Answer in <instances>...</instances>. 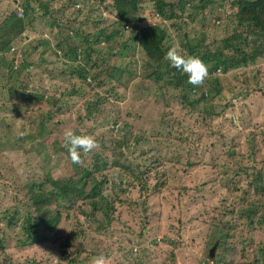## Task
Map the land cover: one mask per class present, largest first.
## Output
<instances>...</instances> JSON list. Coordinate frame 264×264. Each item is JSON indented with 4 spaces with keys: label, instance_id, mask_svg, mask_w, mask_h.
<instances>
[{
    "label": "rangeland",
    "instance_id": "1",
    "mask_svg": "<svg viewBox=\"0 0 264 264\" xmlns=\"http://www.w3.org/2000/svg\"><path fill=\"white\" fill-rule=\"evenodd\" d=\"M22 2L0 0V22L17 8H23ZM103 3L106 7L110 2ZM219 4L221 8L210 5L189 17L184 12L177 20L161 21L162 27L168 29L169 50H180L185 42H198L211 52L220 48L221 39L231 34L234 27L231 15L235 9L231 0ZM138 8L136 16L142 19L138 23L153 25L157 21L155 15L148 13L152 8L148 0H140ZM27 16L39 15L28 11ZM72 16L80 20L75 14ZM104 17L110 18L107 14ZM112 19L80 29L91 33ZM73 21L67 24L75 29ZM170 23L185 25L178 32L168 27ZM43 24L42 18L34 19L29 26L34 30L26 28L25 39H36ZM133 32L132 28L120 36L126 39ZM21 41L17 39L11 45L14 50L0 55V59L4 55L16 66L23 59L31 64L28 71L34 74L29 77L33 83L27 82V86L34 85L37 91L48 93L47 99L51 101L59 99L58 105L67 110L54 115V128L43 126V131L36 135L30 130L35 116L31 106L20 102L13 91L10 98L7 96V87L11 85L7 79L14 72L5 73L0 65V264H67L61 246L65 240L71 242L66 258L80 251L79 264H91L93 257L101 255L109 264H228V249L232 246L233 264H264V220L260 219L257 201L264 200L255 196L248 185V179L264 164V56L236 70L215 71L220 93L204 104L214 113L206 118L198 113L200 103L191 112L181 105L179 91L165 85L161 88L162 83L155 85L145 78L151 68L142 66L145 57L140 49L135 45L121 49L118 37L94 47L99 51L100 64L108 69H126L118 83L104 74L101 87H95L92 81L77 87L78 80L63 73L68 66L78 63L67 66L49 52L50 48L38 46L33 50L31 42ZM249 51V46L244 47L245 53ZM224 55L230 54L225 51ZM90 57L96 58L94 54ZM72 86L84 93L82 98H58ZM98 96L101 102L96 112L85 118L83 104ZM188 100L192 98L189 96ZM113 121L117 124L112 125ZM123 127L125 133L120 130ZM29 131L33 135L31 140L25 138ZM67 131L89 135L97 141L99 147L87 153L88 157L97 152L107 162L116 161L127 168L105 171L102 179L106 183L100 188L101 195L95 198L93 210L86 198H76L70 208L60 204L55 208L60 215L55 231L38 228V236L46 239L23 246L22 221L30 215L35 223L37 215L25 198V193L36 192L37 188L25 187L42 184L44 174L53 179L69 178V184L78 186V174L65 155ZM124 135L127 148L112 151L111 139ZM232 151L231 159L228 155ZM88 157L83 164L89 168L92 161ZM236 161L246 167L247 176H237ZM92 186V182H87L84 193ZM253 205L258 209L247 217ZM53 208L51 205L50 210ZM10 218L12 225L7 224ZM213 246V256L207 259Z\"/></svg>",
    "mask_w": 264,
    "mask_h": 264
},
{
    "label": "trees",
    "instance_id": "2",
    "mask_svg": "<svg viewBox=\"0 0 264 264\" xmlns=\"http://www.w3.org/2000/svg\"><path fill=\"white\" fill-rule=\"evenodd\" d=\"M104 1L23 0V8H21L22 18H16L15 13H10L0 22V55L7 54L9 50L13 51L14 47L11 45L16 43L15 41L17 39H21V42L25 44L31 42L33 50H36L38 46L42 48L48 47L50 48L48 49L49 52L59 61L67 64V66L78 63L73 67L68 66L63 73V75L69 74L71 77L77 79L79 83L77 87L86 85L91 81L92 83H96L95 87H101L104 83V74H106L107 78H114L118 83L120 82L121 74L125 73L126 69H118L115 67L108 69L107 66L100 64L98 60L99 51L95 50L94 47L97 48L100 44L111 42L113 38L118 37L120 39L118 46L121 49H128L133 47V45L140 49V52L145 57L144 65L142 64V66L151 68V71L145 75V78L151 79L155 85H157L156 82L162 83L161 88L165 85V87L173 91H179L181 105L191 112L194 110L193 106L200 103L202 108L198 113L205 115L206 118L211 117L214 113L213 109L204 107V104L213 100L220 93L218 80L214 76L215 71L225 73L236 70L242 66L253 64L255 58L264 56V0H231V6L235 9V12L231 15V22L234 24V27L232 28L231 34L221 39L220 48L217 47L211 52L205 46L199 45L198 42L195 45L185 42L179 46V52H183L184 55L196 56L208 66L210 75L203 83V88L201 89L200 86L195 87L189 84L187 82V74L173 68L170 62L165 59V54L170 47L167 42L169 36L167 34L168 29L162 27L161 23L163 22L161 21L177 20L185 13H188L187 16L189 17L191 13L197 14L198 12H203L210 5L221 8L219 2H223V0H148L152 7L148 13L155 15V18H157V21L153 25H141V23H138L139 20L142 22V19L136 16L139 10L138 4L140 0H107L110 2L107 5L108 7H103ZM76 5L77 8H75ZM28 11L29 13L36 12L39 16L36 18H28ZM102 12L105 15L107 14V17H112L114 21H111L109 24H103L101 27H96L91 33H84L80 29L90 24L97 26L101 22L104 23L102 20L110 19L101 16ZM72 14L80 17V20L74 19ZM41 18L44 24L36 35V39L26 40L23 36L26 28H31L29 26L34 19ZM44 18L47 19L46 22ZM67 18L70 21L75 20L73 21L76 24L75 29L70 28L67 24L70 22ZM184 25L170 23L168 27L173 31L180 32ZM132 28L134 29L133 34L129 35L126 39H122L120 36L121 33ZM29 30H34V28ZM127 44H130V46H127ZM248 46L250 51L245 53L244 47ZM225 51L230 55H224ZM91 54H94L96 58L91 59ZM40 62H44V60L40 58ZM15 64L12 59L5 60L4 55L0 59V65L3 67L5 73L14 72L12 78L7 79L5 77V80L7 79L11 84L7 87V96L10 98L12 95L11 92L13 91L20 99V102H27L31 106L30 110H33L31 113H34L35 116L30 121V125L32 126L30 130L36 132V135H39L43 131V126H53L54 128L56 126L53 125L54 115L60 114L67 109L65 106L58 105L59 99L51 101L49 100L50 98L47 99L48 93L37 91L34 85L27 86V82L33 83L29 77L34 74L28 71L32 66L31 64L24 63V59L17 66ZM52 65L54 66L55 63ZM12 68L15 70L13 71ZM21 73L23 74L21 75ZM24 77L25 79L20 81V78ZM77 87L72 86L71 89L67 90L66 94H59L58 98L67 96L77 97L78 99L82 98L84 93L81 90H77ZM157 88L161 90L160 87ZM204 88H206L205 91H203ZM189 96L192 100H188ZM100 102V96H98L92 102H85L83 104L85 118L93 116ZM15 112L18 114L17 108H15ZM36 118H39L37 122L34 121ZM76 120L78 121L79 117H76ZM116 124L115 121L112 122V125ZM120 130L125 133V127ZM25 138L31 140L33 138L32 132L29 131L25 135ZM111 142L114 143L113 148L109 147L112 151L115 148L119 150L127 148L128 145L125 135L123 138H112ZM133 143L138 145V140L133 138ZM81 151L80 157L82 163L80 164H74L70 159L69 153L65 152L67 159L71 162L72 168L78 174L75 181L78 186L69 184V178L53 179L49 175L44 174L41 179L42 184H31L25 187V190L37 188L36 192H31V194L25 193V198L32 203V208L36 211L35 213L37 215L35 223L30 215H26L22 221V230L25 235V241L22 243L23 246L25 244L32 245L38 242L41 243L46 239V236H38V228L49 233L55 231L60 218L58 209L55 208L60 207V204H65L68 206L66 208H70L76 198H86L91 204V210H93L96 206L95 198L101 195L100 188L106 183V180L102 179L104 178L103 174L105 171L109 168H127V166L117 164L116 161L107 162L97 152H94L88 157V154L83 155ZM233 155L234 152L232 151L228 156L232 159ZM85 156L92 161L89 168L88 165L83 164ZM236 164H238L237 176H247L246 167L242 166L239 161H236ZM98 178L100 180L96 181ZM245 179L247 180L248 178ZM87 182H92L93 186L85 194L83 188ZM44 184H47V187ZM248 185H251L255 196L259 195V198L264 200V164L261 165L260 170L254 173L251 179H248ZM257 201L260 203V219L263 221L264 201L263 203L260 200ZM51 205L54 206L53 211L50 210ZM36 207L42 208V211L40 212ZM257 209L258 207L253 205L252 211L250 213L248 212L246 216L251 217V214ZM11 220L12 218L7 221V224L12 225L13 222ZM258 225H261L260 222H258ZM226 236H228V233H226ZM70 244L71 242L68 240L63 241L61 244L62 253H64L62 254V258L67 259V264H79L80 260L77 256L80 251L76 254L72 253L69 256L67 255V258L65 256ZM228 250L231 252L228 264H233L234 259L232 256H235V246L229 247Z\"/></svg>",
    "mask_w": 264,
    "mask_h": 264
},
{
    "label": "clouds",
    "instance_id": "3",
    "mask_svg": "<svg viewBox=\"0 0 264 264\" xmlns=\"http://www.w3.org/2000/svg\"><path fill=\"white\" fill-rule=\"evenodd\" d=\"M165 59L170 62L173 68L187 74V82L195 87L202 86L205 80L209 78L208 66L200 58L191 55H181L176 47L171 48L166 53ZM64 140V146L67 147L70 159L74 164L82 163L81 150L87 154L99 147V144L92 136L76 135L71 131L64 133ZM91 264H109V262L105 256L101 255L93 257Z\"/></svg>",
    "mask_w": 264,
    "mask_h": 264
},
{
    "label": "built area",
    "instance_id": "4",
    "mask_svg": "<svg viewBox=\"0 0 264 264\" xmlns=\"http://www.w3.org/2000/svg\"><path fill=\"white\" fill-rule=\"evenodd\" d=\"M75 8H77V5L75 6ZM15 16L16 18H19V19L23 17L22 10L20 8L16 9ZM102 16H105L104 12H102Z\"/></svg>",
    "mask_w": 264,
    "mask_h": 264
},
{
    "label": "water",
    "instance_id": "5",
    "mask_svg": "<svg viewBox=\"0 0 264 264\" xmlns=\"http://www.w3.org/2000/svg\"><path fill=\"white\" fill-rule=\"evenodd\" d=\"M213 250H214V246L209 250L207 259H209L213 256Z\"/></svg>",
    "mask_w": 264,
    "mask_h": 264
}]
</instances>
